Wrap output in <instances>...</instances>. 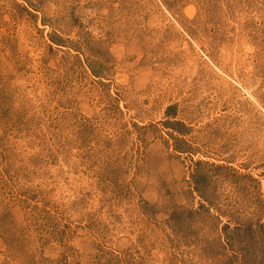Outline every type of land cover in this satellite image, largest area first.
Listing matches in <instances>:
<instances>
[{
  "label": "rangeland",
  "instance_id": "374dc122",
  "mask_svg": "<svg viewBox=\"0 0 264 264\" xmlns=\"http://www.w3.org/2000/svg\"><path fill=\"white\" fill-rule=\"evenodd\" d=\"M0 264H264V0H0Z\"/></svg>",
  "mask_w": 264,
  "mask_h": 264
}]
</instances>
